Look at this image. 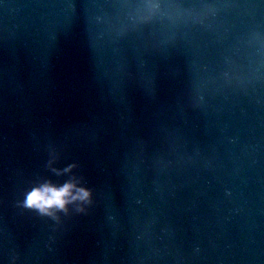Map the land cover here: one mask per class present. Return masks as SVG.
Returning <instances> with one entry per match:
<instances>
[{
  "label": "water",
  "instance_id": "obj_1",
  "mask_svg": "<svg viewBox=\"0 0 264 264\" xmlns=\"http://www.w3.org/2000/svg\"><path fill=\"white\" fill-rule=\"evenodd\" d=\"M0 264H264V0H0Z\"/></svg>",
  "mask_w": 264,
  "mask_h": 264
},
{
  "label": "clouds",
  "instance_id": "obj_2",
  "mask_svg": "<svg viewBox=\"0 0 264 264\" xmlns=\"http://www.w3.org/2000/svg\"><path fill=\"white\" fill-rule=\"evenodd\" d=\"M73 189H76L75 194H73ZM90 195L89 189L76 188V185L71 181L60 187L44 184L33 188L24 203L26 207L37 209L42 214L52 215L55 210H66L67 204L74 200H89Z\"/></svg>",
  "mask_w": 264,
  "mask_h": 264
}]
</instances>
